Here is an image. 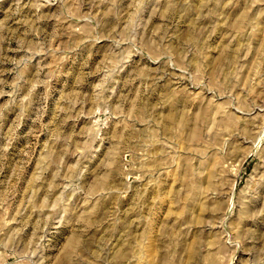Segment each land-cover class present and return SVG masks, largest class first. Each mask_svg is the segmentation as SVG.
Returning a JSON list of instances; mask_svg holds the SVG:
<instances>
[{"label": "rangeland", "instance_id": "rangeland-1", "mask_svg": "<svg viewBox=\"0 0 264 264\" xmlns=\"http://www.w3.org/2000/svg\"><path fill=\"white\" fill-rule=\"evenodd\" d=\"M0 264H264V0H0Z\"/></svg>", "mask_w": 264, "mask_h": 264}]
</instances>
